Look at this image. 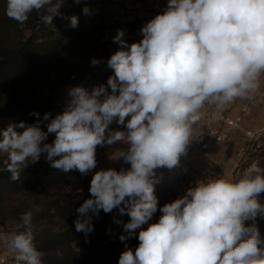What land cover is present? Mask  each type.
Masks as SVG:
<instances>
[{
	"label": "clouds",
	"instance_id": "9594fccd",
	"mask_svg": "<svg viewBox=\"0 0 264 264\" xmlns=\"http://www.w3.org/2000/svg\"><path fill=\"white\" fill-rule=\"evenodd\" d=\"M63 5L64 0H7L6 15L23 25L35 11L41 24L51 26L54 17L63 15ZM83 12L88 14L89 8ZM69 19L76 28L78 17ZM141 33L139 42L128 45L124 31L117 30L113 39L121 50L108 60L114 75L107 88H71L65 109L51 119L46 132L40 121L10 124L0 132V155L6 157L0 171L17 181L24 168L46 153L52 168L87 174L96 168L97 146L124 144L115 159L130 163V170L95 172L91 198L76 209L77 232L93 230L89 213L98 216L100 210L110 213L125 204L120 212L130 216L123 225L128 236L119 239L141 230L138 247L123 251L118 264H264V240L255 225L244 223L264 212L257 200L264 192V168L257 163L238 179L197 182L183 197L159 208L158 222L148 223L158 210L155 170L179 165L205 108L215 106L218 117L226 105L259 88L264 0H168L165 11ZM114 120L126 122V132L110 131ZM50 133L54 141L43 143ZM0 242L15 254L17 264H42L31 211L21 215L15 231L0 232Z\"/></svg>",
	"mask_w": 264,
	"mask_h": 264
},
{
	"label": "trees",
	"instance_id": "16d2710c",
	"mask_svg": "<svg viewBox=\"0 0 264 264\" xmlns=\"http://www.w3.org/2000/svg\"><path fill=\"white\" fill-rule=\"evenodd\" d=\"M95 4V1H90L74 7L63 5L60 9L63 15L54 17L51 26L41 24L34 11L27 22L20 25L6 15L7 0H0V132L10 124L24 122L34 125L38 121L46 132L51 119L65 109L71 88L81 86L91 92L94 87L105 85L114 75V70L108 65L111 55L97 59L99 63L91 64L86 74L67 70L64 65L69 56L68 48L79 39L84 23L88 19L99 18L102 24L101 10L91 11ZM85 6L89 8L88 14L83 12ZM73 15L78 17L76 28L70 27L69 18ZM46 113L50 114L47 121L44 120ZM15 130L23 131L18 127ZM54 139L55 134L50 133L43 143L51 144ZM259 148L263 151L264 144ZM45 157L46 153H42L38 162L24 168L17 181H12L7 171H0V216L1 206L14 194L40 197L45 201V209L37 213L33 222L48 220L53 224L56 218L64 224L60 228L45 227L40 238L34 241L37 250L43 253L42 264H118L124 251L119 237L124 230L123 225L130 221L127 212H120V208L126 205L121 204L110 213L100 210L98 216L89 213L93 230L87 235L77 232L74 222L79 214L76 209L91 198L90 182L95 172L100 170L94 168L87 174L78 170L65 173L52 168ZM113 170L118 173L124 171L122 165ZM155 177L154 194L159 203L160 193L164 196L167 184L171 188L172 181L168 170ZM83 184L89 187L85 193L71 196L66 192L70 185L79 188ZM259 214L255 219L246 220L245 227L256 225ZM258 230L260 233L261 229Z\"/></svg>",
	"mask_w": 264,
	"mask_h": 264
},
{
	"label": "built area",
	"instance_id": "2783aa9c",
	"mask_svg": "<svg viewBox=\"0 0 264 264\" xmlns=\"http://www.w3.org/2000/svg\"><path fill=\"white\" fill-rule=\"evenodd\" d=\"M167 4L168 0H108L98 34V45L99 49L103 51L104 58L121 50V45L115 43L113 39L117 35V30L124 31L125 34L122 39L128 45L139 42L143 38L142 27L157 14H162ZM262 100H264V86L249 97H245L236 114H231L226 105L220 110L217 117L214 106L206 119L194 125L192 139L187 146L186 154L180 157L179 165L173 169L163 167L159 168V171L155 170L156 174L164 170L169 171L170 179L173 181L170 188L172 197L176 194L177 199L181 198L197 182L206 181L210 178L223 176L229 179H238L241 169L240 162L246 159L250 151L264 144V120L257 129L245 127L254 108ZM241 131L246 140L237 150L238 159L235 157V160L227 166L223 165L221 161L215 160L214 151ZM212 166L216 168L212 169ZM201 167H207V170L203 171ZM248 168H245L244 171ZM175 177L179 178V182L175 180ZM182 180H184L185 185ZM263 225L264 214L261 213L255 225L261 229L260 233L263 232ZM0 264H17L15 254H5L1 249V244Z\"/></svg>",
	"mask_w": 264,
	"mask_h": 264
},
{
	"label": "rangeland",
	"instance_id": "374dc122",
	"mask_svg": "<svg viewBox=\"0 0 264 264\" xmlns=\"http://www.w3.org/2000/svg\"><path fill=\"white\" fill-rule=\"evenodd\" d=\"M95 1L96 4L91 8V11L93 13L98 12L101 10L102 13L106 11V4L108 1L106 0H81V3L76 4L73 2V0H64L65 6H71L74 7L76 5L85 4L88 2ZM101 26V21L99 18L95 19H88L82 28V32H80L79 39L76 40L73 46L71 48L69 47V56L68 60L66 61L65 68L67 67V70H74V71H81L82 74H86L88 71V67L92 64L91 61L93 59H99L100 57H103V51L98 48L97 43L99 44V30ZM29 32H27L28 34ZM102 52V53H101ZM107 88V82L104 85ZM108 91L110 92L111 89L108 88ZM1 99V96H0ZM2 104H0V111L2 109ZM214 106H207L205 110L203 111L201 115L200 121L207 118L208 113L213 109ZM126 118V122H127ZM126 122L125 125L118 124L115 120L110 124L109 130L110 131H125L126 132ZM250 127H252V124H249ZM248 126V128H249ZM247 127V126H246ZM256 128V127H252ZM242 132V131H241ZM1 138V137H0ZM230 142L227 145V149L225 153H222L219 158L214 157L215 160H219L223 163V165L227 166L230 163V156L237 154V150L241 146V144L244 143V133H238L235 137L230 138ZM257 143V142H256ZM126 146L124 144H113L108 145L104 144L103 146H97L96 149V160L97 165L96 169L98 170H108V169H115L116 167H119L122 165L124 171H128L131 168V164L128 162H125L123 158H116V153L118 151L125 149ZM236 151V153H234ZM264 151V150H263ZM262 150L260 151L259 147H256L254 150L250 151L247 155L245 160H242L240 162V172L238 174V178H240L244 174L245 168H248L251 166L254 162H256L260 167H264V152ZM6 157L4 155H0V166L2 165V161ZM59 157H57L58 159ZM236 159H238V156H236ZM159 171V168L156 169ZM156 176V175H155ZM159 176V175H157ZM156 180V177H155ZM175 180H178L175 177ZM172 181V180H171ZM173 182V181H172ZM183 184L184 180H182ZM88 186L82 185L79 188H74L73 185H70L66 188V192L73 196L75 194H82L88 191ZM164 189V188H163ZM165 192V190H162V193ZM264 192L260 193V196L257 198L258 202L264 206ZM160 201L158 203V210L153 215L152 219L148 222L156 223L158 222L160 216L162 213L159 211V208L162 207L166 203H171L174 200L177 199L176 194L174 196H171L170 193V186L166 187V193L163 196L161 193L159 195ZM45 201L42 200L40 197H37L35 195H20V194H14L11 196L5 204L1 206V216H0V232L3 233H11L12 231L16 230V225L20 222V217L23 213L31 211L33 214V221L36 218V215L39 211H42V209H45ZM264 214V212H261ZM45 215H47V212H45ZM54 223H49L48 220H39L38 222H33L34 225V241L40 238V233L42 230L47 226H53L55 228H60L64 224L59 222L56 218L53 219ZM148 227V224H145L142 226L143 229H146ZM141 229H137L135 231V234L126 239L125 241H121L123 247V250L130 248L133 251H135L136 247L139 245L138 240V233ZM121 235L128 236V233H126L124 230L121 232ZM261 239L264 240V225H263V232L260 233ZM1 249L5 254H8L10 251L8 248L2 243ZM264 246V245H262ZM12 253V252H11Z\"/></svg>",
	"mask_w": 264,
	"mask_h": 264
},
{
	"label": "crops",
	"instance_id": "0c3cea01",
	"mask_svg": "<svg viewBox=\"0 0 264 264\" xmlns=\"http://www.w3.org/2000/svg\"><path fill=\"white\" fill-rule=\"evenodd\" d=\"M264 86V76H262L260 78V86L257 90L261 89ZM244 98H237L236 100H234L232 103L228 104L226 107L227 109L231 112V114H236L239 110V105L240 103L243 101ZM264 120V100H262L253 110L252 115L248 118V120L246 121L245 127L249 126V124H252V127H256V128H252L249 126V128L251 129H257L261 126L262 122ZM242 133V132H240ZM231 139L227 140L226 142H224L217 150L214 151L213 157L219 158L220 155H222V153H225L226 149H227V145L230 142ZM244 140H246L245 136H244ZM229 141V142H228ZM245 142V141H244ZM242 145V144H241ZM236 153V151L234 152ZM236 154L231 155L230 156V162H233L235 160ZM215 166H212V169H215ZM201 170L205 171L207 170V167H201ZM11 253V251L9 252V254Z\"/></svg>",
	"mask_w": 264,
	"mask_h": 264
}]
</instances>
